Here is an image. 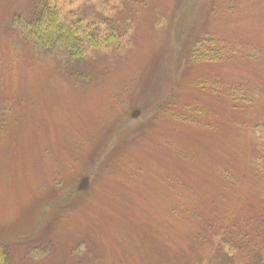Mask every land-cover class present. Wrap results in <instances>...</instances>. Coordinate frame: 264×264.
<instances>
[{
	"label": "rangeland",
	"instance_id": "obj_1",
	"mask_svg": "<svg viewBox=\"0 0 264 264\" xmlns=\"http://www.w3.org/2000/svg\"><path fill=\"white\" fill-rule=\"evenodd\" d=\"M49 2L68 18L83 16L97 33L110 32L112 20L122 31L89 51L91 59L76 65L81 75L50 76L33 65L43 57L31 48L12 46L7 59L0 46L1 61L12 62L1 78L21 109L0 144V235L36 238L30 249L39 260L29 264H79L77 252L91 264H204L210 245L194 238L203 222L178 216L179 207L212 215L214 165L239 157L247 137L226 118L224 102L190 88L215 67H196L188 54L202 34L226 40L234 57L220 74L260 88L264 0ZM76 75L83 79L72 81ZM133 87L149 104L197 99L215 115L173 124L156 116L157 104L128 101ZM84 177L89 185L78 190Z\"/></svg>",
	"mask_w": 264,
	"mask_h": 264
},
{
	"label": "trees",
	"instance_id": "obj_2",
	"mask_svg": "<svg viewBox=\"0 0 264 264\" xmlns=\"http://www.w3.org/2000/svg\"><path fill=\"white\" fill-rule=\"evenodd\" d=\"M84 20L83 16L68 18L49 0H35L32 5L26 4L25 0H0V46L5 47L7 59L12 46L20 44L31 48L43 57L33 65L50 76H67L68 69L72 75L77 72L81 75V67L76 65L91 59L89 51L112 44L122 31V27L112 20L110 32L108 29L97 33L100 28H94L93 23L84 25ZM200 22L202 18H198V24ZM259 53L261 55L262 52ZM233 54L234 49L226 40L217 39L210 33L199 36L189 50L190 59L187 62H193L196 67L206 64L215 67V71L190 80V88L217 98L219 104L224 102L228 113L226 118L245 129L241 134L247 137V144L239 157L235 158L234 153L233 157H224L222 161L225 163L221 166L214 165L212 197L207 205L212 215L205 217L198 209L182 205L178 216L187 220H202L203 229L196 232L194 238L210 245V256L204 264H264V76L256 78L260 88L250 86V89H245L235 78L220 74L221 69L226 68L225 64L233 60ZM11 63L0 59V144L10 134L12 122L19 119L18 111L21 110L19 99L17 102L10 101L1 78L9 71ZM75 78L82 80L83 76L76 75L72 81H78L73 80ZM170 81L169 77L167 83L170 84ZM124 93L127 95L123 90ZM127 97L128 101L134 100L135 104L146 107L157 104L156 116L162 119L167 116L176 125H200L202 115H215L199 107L197 99L184 103L154 99L149 104L147 95L144 92L138 94L134 87ZM231 123L229 125L235 128ZM181 195L180 192L177 196ZM35 239L19 234L7 240L0 235V264H29L34 258L39 260V256L30 249ZM48 248L42 256L48 254ZM77 255L79 264L93 262L90 255L84 257L90 259L87 263L81 260L82 252H77Z\"/></svg>",
	"mask_w": 264,
	"mask_h": 264
},
{
	"label": "water",
	"instance_id": "obj_3",
	"mask_svg": "<svg viewBox=\"0 0 264 264\" xmlns=\"http://www.w3.org/2000/svg\"><path fill=\"white\" fill-rule=\"evenodd\" d=\"M140 113L139 110H135L132 114L133 117H136ZM89 185V177H84L81 181V183L78 186V190H83Z\"/></svg>",
	"mask_w": 264,
	"mask_h": 264
}]
</instances>
